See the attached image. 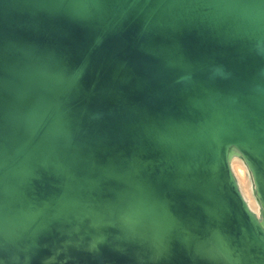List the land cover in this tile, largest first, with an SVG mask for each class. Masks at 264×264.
<instances>
[{"label":"water","instance_id":"95a60500","mask_svg":"<svg viewBox=\"0 0 264 264\" xmlns=\"http://www.w3.org/2000/svg\"><path fill=\"white\" fill-rule=\"evenodd\" d=\"M249 2L256 5L258 0ZM186 4V9L158 16L163 7ZM212 4L211 0H0V163L9 156L0 166V238L5 243L34 218L43 224L67 219L56 231V239L63 236L66 248L83 246L87 235L91 241L106 237L115 246L146 241L142 261L155 264L152 257L163 253L166 233L181 218L208 231L231 264L247 262L242 245L232 255L223 244L226 230L211 226L207 216L191 215L193 194L210 199L194 186L196 175L176 166L166 150L149 146L145 137L128 128L119 131L106 116L85 105L94 84L65 93L71 76L63 77L51 59L65 58L66 47L82 45L79 78L95 57L109 54L113 42L121 41L131 50L141 51L140 46L150 63L160 59L164 64L158 63L160 70L145 73V81L138 83L143 92L138 97L143 98L137 104L146 102L141 114L158 118L163 107L176 106L174 117L182 121L196 115L206 127L213 122L212 131L238 126L260 136L264 18L254 10L261 6L251 4L253 9L245 11L235 3L233 14L219 12ZM45 49H52L51 58ZM240 54L248 58L236 57ZM131 83L127 80L119 90H128ZM230 95L239 100L236 110L226 106ZM258 96L261 106H256ZM42 174L51 177L52 187L35 201L32 179ZM180 200L182 216L170 209ZM211 202L212 211L223 219ZM16 220L22 224L15 229L11 222ZM100 221L113 227L111 237L104 235ZM79 223L86 227L83 234ZM56 239L49 248L57 245ZM206 249L199 247L189 264H205L200 256ZM51 253L61 254L57 249ZM124 255L129 257L130 251ZM260 257L257 263L264 264Z\"/></svg>","mask_w":264,"mask_h":264},{"label":"bare ground","instance_id":"6f19581e","mask_svg":"<svg viewBox=\"0 0 264 264\" xmlns=\"http://www.w3.org/2000/svg\"><path fill=\"white\" fill-rule=\"evenodd\" d=\"M211 1L215 5V10L219 12L224 10L227 13H233L231 9L236 8L234 7L235 3L247 6V8L242 6V10L253 9L249 6L252 4L249 2L250 0ZM255 3L261 7L254 11L259 12L258 14L264 18V11H262L264 10L262 8L264 1L258 0ZM252 5L256 7L255 4ZM188 6L186 4L163 7L158 11V16L165 18L171 10H182ZM85 27L88 28V24ZM65 49L67 51L64 55L65 58L56 59L51 58L52 49L44 50V54L53 59V63L60 67L63 77L71 76L69 89L67 88L65 93L87 89L94 84L92 94L85 105H90L95 113L106 116L107 122L115 124L119 131L128 128L137 135L145 137L149 146L155 145L166 150V154L173 158L176 166L191 170L196 175L194 179L198 181V184H194V186H198L207 193L210 199H200L193 194L195 202L189 206L192 208L191 215L204 216V218L207 216L206 220L211 226L226 230L227 235L223 244L230 248L232 255L235 253L234 248L238 249L242 245L241 250L247 257V262L244 264H251V260L258 264L260 256L264 259V133L260 136L253 135L250 134V131L238 126L220 127L212 131L214 123L211 122L206 127L207 123H199L196 115H191L187 122L174 117L173 110L176 106L172 109L163 107L162 111H158V118L150 113L141 114L140 110L146 106V102L142 99L140 106L137 104L143 98L138 97L143 95V92L137 88L138 83L145 81V73L151 75L158 72L160 70L158 63L163 61L159 59L156 63H150L141 52L146 50L140 46L138 49L141 51L131 50L129 45L121 41L113 42L109 54L105 58L103 55L101 59L95 57L89 68L79 78L77 76L78 65L84 50L83 46L71 45ZM154 55L158 56L157 53ZM236 57L245 60L248 58L241 54ZM159 64L164 66L163 63ZM136 71L137 73H135ZM18 80L19 78H17V82ZM127 80L132 81L128 90H119ZM43 87H37L35 90H41ZM107 93L109 94L107 95ZM229 97L231 98L226 102V106L236 110L239 107L237 96L230 95ZM76 98L73 99L74 102ZM261 104L258 96L256 106H261ZM181 107H184V104ZM49 118L50 116L45 123ZM155 154L160 156L158 153ZM8 159L9 156L0 163V166ZM246 169L250 172V179L246 175ZM238 182L248 204L244 197L241 202L237 196ZM52 183L51 177L43 174L33 178L31 183L32 199L38 201L44 198L48 194L49 188L52 187ZM178 185L176 184L180 191L181 186ZM184 190L187 189L184 188ZM255 191L263 211L259 206ZM211 201L214 202L217 210L222 211L223 219L212 211ZM183 205L181 200L174 201L170 204V209L175 214L182 216ZM44 211L46 210L44 209ZM36 218H39L38 214ZM34 219L27 223L24 231L22 230L23 232L17 235L13 241L5 243L0 238V264H144L142 256L148 250L146 241H130L123 246H115L110 244L106 237L104 240L99 238L91 241V235H87L83 246L66 248L63 236L59 240L56 239V231L62 226V223H67V219L47 224ZM100 222L98 224L101 225L104 235L106 233L111 237L113 227L109 223ZM21 224V220L11 222V226L15 229ZM74 224H77L76 220ZM79 225L80 233L83 234L86 227L82 223ZM158 233L160 234V232ZM75 236L77 235L74 234ZM247 237L249 238L248 242ZM52 239H56L57 243V248L55 247L54 251L57 249L62 254L59 258L55 253L49 252ZM212 240L211 234L199 224L198 226L188 224L180 218L178 224L174 223L166 233L163 241V253L165 251L166 255L164 256L163 253L160 256L154 254L152 258L155 260V264H189L190 258L198 251L199 247H206L207 252L200 256L205 264H231L221 253L220 247H216ZM127 251H130V258L124 255Z\"/></svg>","mask_w":264,"mask_h":264},{"label":"rangeland","instance_id":"374dc122","mask_svg":"<svg viewBox=\"0 0 264 264\" xmlns=\"http://www.w3.org/2000/svg\"><path fill=\"white\" fill-rule=\"evenodd\" d=\"M249 173H250L249 170L246 169V175H247V177L250 179V174H249ZM254 187H255V186H254ZM237 189H238V191H239L240 196H241V197H244L245 200H246V202H247L246 197H245L244 194L242 193L241 186H240L239 182L237 183ZM255 195H256V198H257V200H258V197H257L256 191H255ZM258 203H259V206H260L261 209H262V205L260 204L259 200H258ZM247 204H248V202H247ZM250 209H251V208H250ZM251 210L254 212L253 209H251ZM262 211H263V209H262ZM254 213H255V212H254ZM255 215H256V213H255ZM55 247H57V245L54 246L53 248H49V250H50L51 252H53ZM51 252H50V253H51ZM60 256H61V254L58 255V258H59ZM129 258H130V256H129Z\"/></svg>","mask_w":264,"mask_h":264}]
</instances>
